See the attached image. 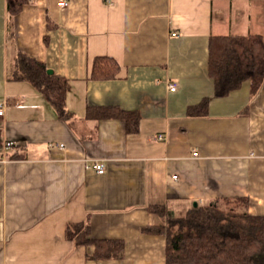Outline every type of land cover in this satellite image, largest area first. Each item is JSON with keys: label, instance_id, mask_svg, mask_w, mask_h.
I'll use <instances>...</instances> for the list:
<instances>
[{"label": "crops", "instance_id": "crops-1", "mask_svg": "<svg viewBox=\"0 0 264 264\" xmlns=\"http://www.w3.org/2000/svg\"><path fill=\"white\" fill-rule=\"evenodd\" d=\"M59 1L11 16L0 0V146L13 145L0 163V264H165L157 208L243 197L264 216V81L217 97L208 74L212 37L264 38V0ZM19 54L66 79L67 119L14 78ZM95 59L115 76L92 78ZM98 109L133 113L136 130ZM84 222L92 239L121 241L119 255L75 246L66 226Z\"/></svg>", "mask_w": 264, "mask_h": 264}, {"label": "trees", "instance_id": "trees-1", "mask_svg": "<svg viewBox=\"0 0 264 264\" xmlns=\"http://www.w3.org/2000/svg\"><path fill=\"white\" fill-rule=\"evenodd\" d=\"M28 0H7L9 14H17ZM91 68L92 78H113L118 65L113 60ZM33 57L19 54L16 59V80L28 81L43 96L59 119H67L66 79L53 73ZM208 74L214 80V94L226 96L244 81L250 82L255 94L264 81V38L260 35L218 36L209 41ZM207 101L201 106L206 107ZM99 117L119 116L136 130L138 117L133 113L117 115L109 109H98ZM14 156V154L10 155ZM246 198H219L192 206L181 215L162 209L156 214L164 223L151 230L165 237V264H264V216L248 213ZM66 237L75 246L93 248L88 258L116 257L123 249L119 240H95L89 236L87 223L66 226Z\"/></svg>", "mask_w": 264, "mask_h": 264}, {"label": "built area", "instance_id": "built-area-1", "mask_svg": "<svg viewBox=\"0 0 264 264\" xmlns=\"http://www.w3.org/2000/svg\"><path fill=\"white\" fill-rule=\"evenodd\" d=\"M68 5V2L66 0H60L59 1V6L60 8H65ZM177 89V84L176 83H171L168 85V91L169 92H175ZM4 113V104L0 103V117L3 116ZM157 140H163L164 137L162 135H157L155 137ZM12 142H6L5 144L0 146V163H4L7 161V153L11 150L12 148ZM94 171L101 175L105 172V166L102 162H96L94 164ZM173 179H176V177H173Z\"/></svg>", "mask_w": 264, "mask_h": 264}, {"label": "water", "instance_id": "water-1", "mask_svg": "<svg viewBox=\"0 0 264 264\" xmlns=\"http://www.w3.org/2000/svg\"><path fill=\"white\" fill-rule=\"evenodd\" d=\"M47 72H48V74H51V73H52L51 70H47ZM193 206H194V207L197 206V203H193Z\"/></svg>", "mask_w": 264, "mask_h": 264}]
</instances>
